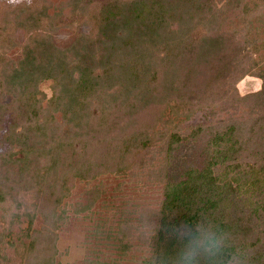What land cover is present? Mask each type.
Segmentation results:
<instances>
[{
  "label": "trees",
  "instance_id": "trees-1",
  "mask_svg": "<svg viewBox=\"0 0 264 264\" xmlns=\"http://www.w3.org/2000/svg\"><path fill=\"white\" fill-rule=\"evenodd\" d=\"M165 1L68 0L67 2L71 4L69 10L71 18L60 24L63 23L75 30V24L82 25L86 22L84 24L87 26L86 30L80 29L81 36H77L81 38L79 45L66 48L62 55L53 53L52 60L58 59L57 62L54 61L56 66L43 67L38 64L40 70H37L38 67L30 59L29 54H26L25 60L21 59L16 66L0 63V96L10 98L3 106L11 107V113L19 118L24 116L27 109L28 116L32 120L29 124L33 126L37 125L38 116L45 118L40 133L37 134V131L33 130L38 144H41L34 150L36 153L41 152L44 160L40 163L38 172L30 174L34 180L42 177L48 181L51 163L58 165L66 159V155H72L73 150L69 146L58 145L64 144L59 140L52 144V149L45 143L46 140L49 141L50 132H55L59 128L53 130L51 128L55 122L52 115L57 106L65 101L69 102L70 110L72 109L70 116L74 118L76 106L72 105V102L81 98L84 106L79 111L94 124L89 126L106 131L111 121L119 123V113L123 114L127 107L121 103L125 102L123 99L119 98L117 103L114 102L112 96L116 89H120L119 83L109 78L112 68L107 67L104 71L105 67L102 65L107 66L108 62L115 61L116 58L123 59L126 53L137 47L140 41L151 37L149 33L154 31V27H149L148 32L146 25L161 15L167 3ZM177 1L180 0H174ZM51 5L52 0H20L19 3L13 0H0V14L3 12L1 14L3 24L0 25L10 29L4 23L12 21L14 27L15 22L24 21L32 23V26L45 28V18L54 13L50 14L48 11ZM3 18L6 19L5 22ZM194 20L199 19L193 15L188 23L190 26L183 24L185 27L182 36L185 39L191 37L193 30L197 28H192ZM53 27L57 28V26ZM219 29V24H207L206 34L214 36L217 42H224L221 34H219L220 38H217ZM11 35V32L5 38L3 35L1 42L11 44L13 40ZM49 51H52V48ZM61 56L68 62L62 64ZM242 56L240 58V54H236L234 60L223 56H217V59L211 58L207 68L204 66L205 63L196 59L191 60L190 63H183L192 75H196L191 83L193 92L186 99L172 98L164 103L148 102L143 109L133 112L138 128L140 126L145 132L141 134V140L134 136L136 144L126 146L135 148L139 143L134 149V154L129 153L128 149L125 150L126 154L130 155L128 158L115 157L116 152H113L115 143L111 141H108V151L104 150L98 160L90 161V158H85L80 149L77 165L70 167L64 173L61 186L48 183L51 188L46 190V193L50 192V195L47 194L45 199L40 192L42 189L38 186L36 190L30 192V197L26 198L17 176L10 173L0 174V202H11L15 206L12 214L26 216L28 233L35 217L40 215L44 220L40 228L43 229L48 225L49 234L54 238L56 231L67 218L68 208L63 204V200L74 188L76 181H85L89 184L103 174L117 178H131L133 173L129 169L140 163L138 162L140 155L146 156L150 147L149 143L153 135L149 136L147 132L155 130L148 127L153 128L163 120L165 122L160 129L166 130V134L161 138V143H164L163 140H168L163 145L162 163L153 164L148 158L146 165L149 170L146 179L161 186V197L156 205H147L139 210L137 219L141 227L147 228L144 245L148 254L144 256L143 264H175L174 257L181 247V242L169 235L165 229L170 225L192 222L204 216L236 238V242L248 252L250 264H264V76H254L260 80V88L248 91L244 95L240 94L237 84L245 77L244 75H248L245 74V63L247 66L251 64L250 59H243ZM230 62L242 66L243 69L235 68L225 76L224 67ZM25 63H29L31 69H26ZM154 66H149L151 68L147 71L156 73L159 69ZM103 77L106 83L100 81ZM141 78L143 82L147 78L145 69L141 73ZM44 85L48 86V90L42 88ZM138 92L140 89L136 90V93ZM40 97L46 100L48 110L37 105ZM14 98L20 99L17 100V105L14 104L16 102ZM20 101L25 107L24 110L18 104ZM55 103L57 104L54 106ZM230 104L235 109L227 113L224 109ZM198 112L203 113L205 119L191 123V119ZM169 113L170 116L164 120L165 114L168 116ZM212 119L217 121L218 126L211 124ZM9 125L10 130L15 133L17 123ZM129 132L131 133L130 129ZM204 135L200 165L186 167L181 175L174 179L170 168L176 150L183 143ZM118 138L121 139V136L118 135ZM66 143L69 144L67 140ZM44 147L46 149L41 151ZM20 151L27 154L24 149ZM16 154V151L10 149L7 159L11 157L9 159L15 162L24 159L23 167L31 172L30 165L33 161L30 164L24 157L12 158ZM154 165L158 166L154 167ZM56 186L59 188L58 192L55 190ZM82 209L89 211L90 208L85 205ZM123 221L131 223L126 219ZM32 232L28 235L30 238L28 243L21 248L25 250L24 256L29 258L31 256L27 255L26 251L36 248V237L43 240L42 230ZM0 236L10 237L11 234L8 231H1ZM108 237H111L109 233ZM112 237L123 253L130 249L131 244L127 240L128 233L125 227L119 226ZM49 238L48 236L42 241V249L47 250V253L43 252L41 255V257L45 256L44 259L32 257L31 264H54L53 256L48 254L51 252L55 255L53 240ZM0 262L8 264V259L0 257Z\"/></svg>",
  "mask_w": 264,
  "mask_h": 264
},
{
  "label": "rangeland",
  "instance_id": "rangeland-1",
  "mask_svg": "<svg viewBox=\"0 0 264 264\" xmlns=\"http://www.w3.org/2000/svg\"><path fill=\"white\" fill-rule=\"evenodd\" d=\"M67 1L52 0L48 11L50 14L54 13L45 18V28H42L44 26L35 27L31 25L32 23L24 21L15 22L16 26L14 27L12 21L4 23L10 29L0 25L2 29L0 30V42L3 41V35L5 38L10 32L13 38L11 44L0 43V63L16 66L21 62V59L25 60L26 54H29L30 59L37 65V70H40L39 66H56L54 61L57 62L58 59L52 60L53 53L57 52L58 55H62L66 48L79 45L81 38L77 36L80 35V29L86 30L87 26L84 25L86 22L82 25L75 24V30L63 23V26L60 24L71 18L69 13L71 4ZM165 2L167 3L157 18L158 20H153L146 25L148 32L149 27H154V31L149 33L151 37L140 41L137 47L126 53L123 59L116 58L115 61L108 62L107 66L106 64L102 65L105 67L104 71L107 70V67L112 68L109 78L119 83L120 89H116L117 91L112 96L114 102L117 103L119 98L123 99L125 102L121 103L127 107L123 114L119 113L118 124L111 121L108 123L106 131L89 126L92 123L79 111L84 106L81 98L72 102V105L76 106L74 118L72 115L70 116L72 109L70 110L71 105L67 101L55 109L52 115L55 122L51 128L52 130L59 128L56 129V133L50 132L49 141L46 140L45 143L52 149V144L59 140L64 144L58 145L69 146L73 151L71 156L66 155V159L59 162L58 165L51 163V170L47 176L49 182L42 177L36 178L39 180L36 182L37 180H34L30 175L38 172L40 163L44 161L41 157L42 153L35 152L41 144H38L33 130L37 131V134L40 133L45 118L42 119L38 116L37 125H30L32 120L28 116L27 109L24 116L19 118L11 113V107L3 106L10 98L0 96V174L10 173L17 176L26 198L30 197V192L33 189L36 190V186L42 189L40 192L44 199L47 198V194L50 195V192L46 193V190L51 188L48 185L61 186L64 173L70 167L77 165L80 149H82L81 152L85 158H90V161L98 160L104 150L108 151V141L115 143L113 149V152H116L115 157L128 158L130 155L126 154V149L129 150V153L133 152L134 154V149L139 146V143L135 148L126 146L136 144L134 136L141 140V134L145 131L140 126L138 128L133 112L143 109V106H146L145 103H164L172 98L186 99L193 92L191 83L192 78L196 75H192V72L185 68L183 63H190L191 60L196 59L205 63L204 66L207 68L211 58L217 59V56H223V58L234 60L235 55L240 54V58L243 55V59H250L251 64L248 65L250 66L248 69L247 63H245V70H248V72L245 71V74L248 75H244L245 77L237 84L239 93L244 95L248 91L260 88V80L254 76H264V0H180L179 2L166 0ZM1 14L0 24H3ZM193 15L199 20H194L192 28H197L193 30L194 33L191 37L185 39L182 36L183 27H185L183 24L190 26L188 23L192 20ZM3 19L5 22L6 19ZM47 22H50L51 25ZM210 23L219 24L217 38H220L219 34H221L224 42H217L214 36L206 34V26ZM53 26H57V28ZM51 48L52 51H49ZM60 59L62 64L68 62L63 56ZM28 64L25 63L26 69H31ZM151 65H155L154 67H158L159 70H156V73L148 72ZM238 67L243 69L242 66H236L230 62L224 67L225 76ZM144 69L147 78L143 82L141 73ZM100 81L106 83L104 77ZM42 88L48 90L47 85ZM139 89L140 92L136 93V90ZM133 93L135 94L133 95ZM17 100L20 99H16V102L12 101L17 105ZM18 104L23 110L25 109L21 101ZM46 104V100L41 97L37 101V105L40 107L45 108ZM45 109L48 110L47 107ZM233 109L235 108L230 104L224 110L228 113ZM167 114H165L164 120L170 116V113L168 116ZM204 119L203 113L198 112L191 119V123H197ZM160 122L153 128L148 127L155 130L147 132L149 136L153 135V138L149 143L150 147L146 156L141 154L138 161L140 163L129 169L133 173L131 178H117L113 175L103 174L89 184L85 181H76L74 188L63 200V204L68 208L67 218L56 231L54 238H52V234H49L48 225L43 229L40 228L44 223L40 215L35 217L29 233L40 229L43 231V236H41L43 240L48 236L51 241L53 240L55 255L51 252L48 254L53 256L54 264H143V258L148 254L144 245L147 228L141 227L137 219L139 210L147 205H156L161 197V186L155 182L150 183L146 179L149 171L146 167L148 158L152 160L153 164L162 163L163 145L168 140H163L164 143H161V138H164L166 130L160 129L165 121L161 120ZM13 123H17L15 133L10 130L9 124ZM211 124L218 126L215 119H212ZM13 134L16 136H12ZM118 135L121 136V139L118 138ZM105 139H107L106 142ZM66 140L69 144L66 143ZM204 142L205 135L183 143L176 150L170 168L174 179H177L186 167L200 165L202 159L200 152ZM10 149L17 152L16 156L12 158L24 157L30 164L33 161L30 165L31 172L23 167L24 159L16 162L9 159L11 157L7 159ZM20 149L26 150L27 154ZM45 149L46 147L41 148V151ZM61 157L63 158V156ZM157 166L154 165V167ZM52 189L54 188L52 187ZM58 189H55L56 192ZM85 205L89 206V211L82 209ZM14 210L15 206L11 202H0V232L8 231L11 234L10 237L0 236V257L7 258L8 264H31L32 257L36 256L38 259L43 252L47 253V250L42 249L43 240L36 237V248L26 251V254L31 258L24 256L25 250L21 248L25 247L24 245L30 239L29 233L26 231L29 227L28 220L26 216L12 214ZM123 219L131 223H126ZM119 226L126 228L127 240L131 244L130 249L125 253L117 247L118 243L112 237ZM108 233L111 237H108ZM44 257L40 259H44ZM0 264L5 263L0 262Z\"/></svg>",
  "mask_w": 264,
  "mask_h": 264
},
{
  "label": "clouds",
  "instance_id": "clouds-1",
  "mask_svg": "<svg viewBox=\"0 0 264 264\" xmlns=\"http://www.w3.org/2000/svg\"><path fill=\"white\" fill-rule=\"evenodd\" d=\"M165 230L181 242L175 264H250L248 252L236 238L206 216Z\"/></svg>",
  "mask_w": 264,
  "mask_h": 264
}]
</instances>
